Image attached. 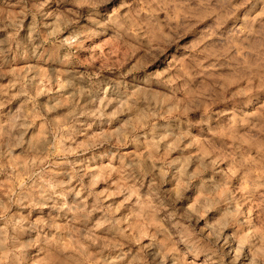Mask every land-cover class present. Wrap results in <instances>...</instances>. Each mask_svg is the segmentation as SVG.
Masks as SVG:
<instances>
[{"label": "rangeland", "instance_id": "374dc122", "mask_svg": "<svg viewBox=\"0 0 264 264\" xmlns=\"http://www.w3.org/2000/svg\"><path fill=\"white\" fill-rule=\"evenodd\" d=\"M0 264H264V0H0Z\"/></svg>", "mask_w": 264, "mask_h": 264}]
</instances>
